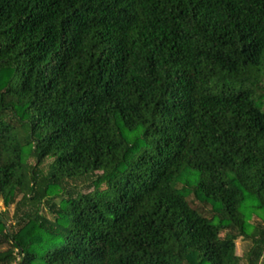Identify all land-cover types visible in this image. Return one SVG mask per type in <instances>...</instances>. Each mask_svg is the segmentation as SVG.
Returning <instances> with one entry per match:
<instances>
[{"label":"trees","instance_id":"1","mask_svg":"<svg viewBox=\"0 0 264 264\" xmlns=\"http://www.w3.org/2000/svg\"><path fill=\"white\" fill-rule=\"evenodd\" d=\"M0 199V264H264V0H0Z\"/></svg>","mask_w":264,"mask_h":264},{"label":"rangeland","instance_id":"2","mask_svg":"<svg viewBox=\"0 0 264 264\" xmlns=\"http://www.w3.org/2000/svg\"><path fill=\"white\" fill-rule=\"evenodd\" d=\"M199 203V202H198ZM207 209H208V211L211 209V207L210 206H208L207 207ZM0 210L1 211H4L5 210V205H4V202H3V200H1L0 199ZM247 248H248V244L247 243H245L244 241H238L237 242V254H238V256H240L241 258H243V262H242V264H247L246 263V261H245V258H244V256H245V253H246V251H247Z\"/></svg>","mask_w":264,"mask_h":264}]
</instances>
